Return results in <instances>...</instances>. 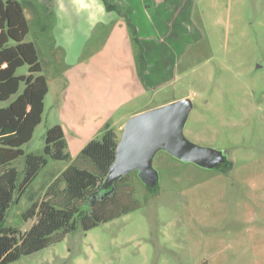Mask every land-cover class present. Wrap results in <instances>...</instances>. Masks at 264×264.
Returning a JSON list of instances; mask_svg holds the SVG:
<instances>
[{"label":"rangeland","instance_id":"rangeland-1","mask_svg":"<svg viewBox=\"0 0 264 264\" xmlns=\"http://www.w3.org/2000/svg\"><path fill=\"white\" fill-rule=\"evenodd\" d=\"M11 1L23 9L48 93L13 165L8 234L30 232L49 187L82 150L107 126L121 138L138 111L191 99L186 137L225 152L230 166L208 170L160 151L156 192L130 174L136 210L105 209L88 231L78 224L9 264H264V0H107L112 12L103 0ZM57 125L71 160L44 165Z\"/></svg>","mask_w":264,"mask_h":264},{"label":"trees","instance_id":"trees-1","mask_svg":"<svg viewBox=\"0 0 264 264\" xmlns=\"http://www.w3.org/2000/svg\"><path fill=\"white\" fill-rule=\"evenodd\" d=\"M109 12L118 11L116 4L103 0ZM134 39L141 47L142 74L147 60L134 25ZM29 33L23 9L15 1L0 0V264L18 261L22 256L34 254L76 231L78 224L83 230L101 222L105 209L128 214L139 207L130 175L116 183L111 196L89 201L104 195L102 185L114 162L120 137L107 126L102 140L90 142L71 166L53 183L40 203L37 224L30 232L21 234L4 227L7 211L17 192L18 172L14 162L24 156L23 147L31 141L41 124L44 100L48 93L45 78L38 60L37 50L25 42ZM28 66V75L17 76L19 69ZM24 89L20 93L21 86ZM9 102L8 105H6ZM4 105V106H3ZM64 132L57 125L45 138L44 165L52 160H71L66 151ZM66 185L60 189V184ZM103 213V214H102ZM18 235V239H15Z\"/></svg>","mask_w":264,"mask_h":264},{"label":"water","instance_id":"water-1","mask_svg":"<svg viewBox=\"0 0 264 264\" xmlns=\"http://www.w3.org/2000/svg\"><path fill=\"white\" fill-rule=\"evenodd\" d=\"M192 109L191 99L186 98L133 116L123 127L114 162L102 185L106 193L92 197L90 204L111 196L116 183L135 172L147 188L156 192L159 173L153 163L160 151L204 169H227L230 161L225 152L201 146L186 137L184 129Z\"/></svg>","mask_w":264,"mask_h":264},{"label":"crops","instance_id":"crops-1","mask_svg":"<svg viewBox=\"0 0 264 264\" xmlns=\"http://www.w3.org/2000/svg\"><path fill=\"white\" fill-rule=\"evenodd\" d=\"M9 104V102L6 104V105H8ZM4 106V105H3ZM142 112V111H141ZM137 113H140V111H138V112H135L134 114L136 115ZM134 114H132V115H134ZM31 142V141H30ZM29 142V143H30Z\"/></svg>","mask_w":264,"mask_h":264},{"label":"flooded vegetation","instance_id":"flooded-vegetation-1","mask_svg":"<svg viewBox=\"0 0 264 264\" xmlns=\"http://www.w3.org/2000/svg\"><path fill=\"white\" fill-rule=\"evenodd\" d=\"M229 166H230V162H228V167H229ZM228 167H227V168H228Z\"/></svg>","mask_w":264,"mask_h":264}]
</instances>
